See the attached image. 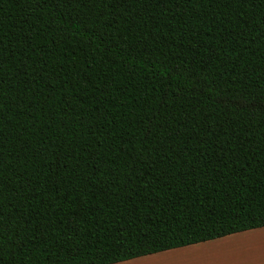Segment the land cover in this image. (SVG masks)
I'll list each match as a JSON object with an SVG mask.
<instances>
[{"label": "trees", "instance_id": "obj_1", "mask_svg": "<svg viewBox=\"0 0 264 264\" xmlns=\"http://www.w3.org/2000/svg\"><path fill=\"white\" fill-rule=\"evenodd\" d=\"M263 226L264 0H0V264Z\"/></svg>", "mask_w": 264, "mask_h": 264}, {"label": "crops", "instance_id": "obj_2", "mask_svg": "<svg viewBox=\"0 0 264 264\" xmlns=\"http://www.w3.org/2000/svg\"><path fill=\"white\" fill-rule=\"evenodd\" d=\"M263 231L264 226L216 238L221 241L216 242V247H208L209 254L212 255L211 250H219L220 247L223 250H227L226 254L217 256L221 257V259L216 262L213 260L214 257H208L206 251H203V246L209 245L211 244L209 242L215 240L212 239L211 241L208 240V242H198L113 264H207V260H210L207 261L209 264H246L249 261L250 264H257L260 260V263H262L264 262V245L258 242L262 240L258 238H263V236L257 233Z\"/></svg>", "mask_w": 264, "mask_h": 264}, {"label": "rangeland", "instance_id": "obj_3", "mask_svg": "<svg viewBox=\"0 0 264 264\" xmlns=\"http://www.w3.org/2000/svg\"><path fill=\"white\" fill-rule=\"evenodd\" d=\"M256 233V232H255ZM258 235H262L263 236V238H261V237H259L258 239L260 240V239H262V240H260V241H258V242H261L262 243V245H264V231L263 232H258L257 233ZM256 239V238H255ZM211 241V240H210ZM215 241V242H214ZM218 241H221V240H218V239H215V240H213V241H211V242H209V243H211V244H209V245H205V246H203V251H206V253H207V256L208 257H214V261L216 262V261H218V259H221V257H217V256H220V255H222V254H224L225 252H227V250H223V248L222 247H220L219 248V250L217 249V250H211V254L212 255H210L209 254V248L210 247H212V246H215L216 247V242L218 243ZM208 242V241H207ZM215 243V244H214ZM209 247V248H208ZM264 247V246H263ZM232 251H233V249H232ZM231 251V252H232ZM229 253V252H228ZM226 254V253H225ZM264 256V255H263ZM207 260V259H206ZM205 260V261H206ZM207 261H210V260H207ZM206 261V263L207 264H209L208 262ZM261 261V260H260ZM260 261L257 263V264H264V262H262V263H260ZM250 262V261H249ZM246 263V264H250V263ZM256 263V262H255ZM215 264H217V263H215ZM220 264H224V263H220Z\"/></svg>", "mask_w": 264, "mask_h": 264}]
</instances>
